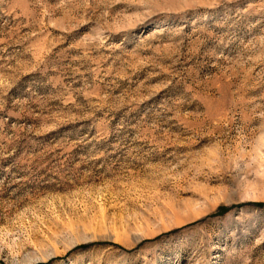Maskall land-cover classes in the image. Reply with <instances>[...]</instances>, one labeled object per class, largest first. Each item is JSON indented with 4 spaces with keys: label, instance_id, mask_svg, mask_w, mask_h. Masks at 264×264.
<instances>
[{
    "label": "rangeland",
    "instance_id": "obj_1",
    "mask_svg": "<svg viewBox=\"0 0 264 264\" xmlns=\"http://www.w3.org/2000/svg\"><path fill=\"white\" fill-rule=\"evenodd\" d=\"M0 264H264V0H0Z\"/></svg>",
    "mask_w": 264,
    "mask_h": 264
}]
</instances>
